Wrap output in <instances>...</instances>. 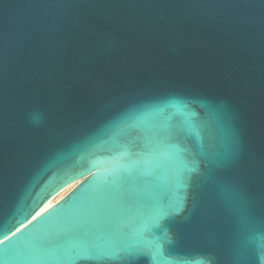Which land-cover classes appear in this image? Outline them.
<instances>
[{
    "label": "water",
    "instance_id": "obj_1",
    "mask_svg": "<svg viewBox=\"0 0 264 264\" xmlns=\"http://www.w3.org/2000/svg\"><path fill=\"white\" fill-rule=\"evenodd\" d=\"M5 237L3 264H264V0H0Z\"/></svg>",
    "mask_w": 264,
    "mask_h": 264
},
{
    "label": "bare ground",
    "instance_id": "obj_2",
    "mask_svg": "<svg viewBox=\"0 0 264 264\" xmlns=\"http://www.w3.org/2000/svg\"><path fill=\"white\" fill-rule=\"evenodd\" d=\"M75 186V184L70 185L69 187H67L65 190H63L60 194H58L56 197H54L53 199H51L50 201H48L40 210L39 212L36 214L35 217H37L38 215L42 214L43 212H45L46 210H48L50 207H52L55 203H57L58 201H60L69 191H71V189H73V187Z\"/></svg>",
    "mask_w": 264,
    "mask_h": 264
},
{
    "label": "snow or ice",
    "instance_id": "obj_3",
    "mask_svg": "<svg viewBox=\"0 0 264 264\" xmlns=\"http://www.w3.org/2000/svg\"><path fill=\"white\" fill-rule=\"evenodd\" d=\"M5 240H10V237H5L4 239H0V245H3L5 243ZM0 264H3V262L0 261Z\"/></svg>",
    "mask_w": 264,
    "mask_h": 264
}]
</instances>
